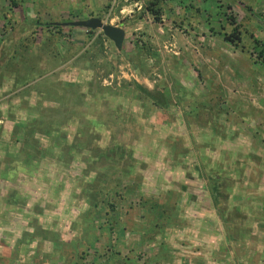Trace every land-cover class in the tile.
<instances>
[{
    "label": "rangeland",
    "instance_id": "obj_1",
    "mask_svg": "<svg viewBox=\"0 0 264 264\" xmlns=\"http://www.w3.org/2000/svg\"><path fill=\"white\" fill-rule=\"evenodd\" d=\"M15 1L19 2L17 7L11 5L12 0H0L1 79L10 71H18V77L7 82V89L27 85L25 89L11 91L7 97L11 116L18 121L25 117L27 108L33 106L36 111L41 108L42 113L37 112L33 120L43 124L34 122L35 128L43 131V126L52 123L57 129L35 137L39 141L35 144L36 153L29 141L25 145L22 140L16 147H6V155L0 149V173L14 172L11 179L0 177V264H120L119 258H126L125 264H153L164 258V252L153 258L150 245L139 249L129 246L135 254L129 252L127 256L126 250L120 248L123 236L119 234L126 220L135 222L126 223L127 227L137 229L130 232L134 240L138 232L148 229L143 220L144 211L134 198L119 201L115 206L112 219L115 224L108 243L105 220L98 219V214L91 218L86 214L89 201L84 184L93 173L85 172L81 159L84 155L75 156L70 148L73 140L79 139L88 147L94 144L92 140L104 145L111 137L133 146L135 167L131 176L122 177V184H129L130 178L138 175L140 186L136 194L163 202L169 201L168 191L173 190L172 199L181 200L173 213L178 223L191 209L210 219L208 225L201 223L202 219H186L189 223L182 232L196 235L216 231L222 238L234 234L238 222L240 229L245 227V234L234 236L242 241V237L248 238L250 241L245 242L250 250L259 243L253 241L255 236L264 238L261 233L264 230V61L258 58L259 51L264 52V0H172L163 4L158 21L145 10L150 0ZM86 14L99 16L105 24L121 26L124 30L121 49L116 51L98 30L84 43L85 29L65 26L60 33L68 37L55 41L58 45L47 53V38L55 37V27L51 26L83 20ZM234 26L240 27L237 38L233 39L241 49L225 39ZM32 36H37L39 41L30 42ZM97 37L99 41L92 44ZM46 53L55 56L56 66L66 62L70 54L73 58L58 67L53 77L39 80L37 71L49 69L39 64L41 59H46ZM24 60L30 63L29 69L21 68ZM73 81L79 82L77 91L86 92L90 100L82 114L99 118L107 125L100 133L97 128L90 133L83 130L85 121L78 124L77 118L69 119V109H56L59 104L55 100L47 99L53 102L50 107H41L48 104L40 102L34 105L38 98L32 91L39 93L41 89L49 97L59 91L49 83L63 86L65 91ZM131 82L148 90L157 85L169 98L176 90L178 100L170 98L174 103L167 111L173 120L155 125L159 109L146 101L142 105L135 101ZM100 88L102 91L98 92L96 89ZM68 91L72 98L74 91L71 88ZM126 91L130 92L128 96L123 94ZM24 93L30 96L25 97ZM187 109L185 115L182 110ZM115 111L122 116V126L115 127L112 115ZM2 125L11 126L12 122ZM130 136L133 138L128 143ZM209 175L214 176L213 186L222 195H216L222 200L215 198L219 209L224 207L221 217L205 192L207 183H211ZM11 199H16V206L9 204ZM189 203L194 208L177 212L183 208L181 205L190 206ZM62 210H72L74 216L64 217ZM71 218L76 221L73 228L78 224L72 232ZM90 220L94 221L92 226L88 225ZM54 224L65 231L57 238L49 230ZM172 227L170 223L160 232L166 233ZM193 242H196L193 247L186 248L187 253L192 252L189 256L193 254L191 259L185 257L184 250L178 262L250 264L246 248L233 247L231 252L217 244L212 249L205 246L206 242ZM61 245L63 249L58 250ZM83 245L84 258L80 262L76 256ZM203 248L205 251L201 252ZM66 249L75 257L66 259L68 255L63 254ZM108 251L117 255L111 254L108 260ZM197 252L202 257H195Z\"/></svg>",
    "mask_w": 264,
    "mask_h": 264
},
{
    "label": "trees",
    "instance_id": "obj_2",
    "mask_svg": "<svg viewBox=\"0 0 264 264\" xmlns=\"http://www.w3.org/2000/svg\"><path fill=\"white\" fill-rule=\"evenodd\" d=\"M172 0H150L149 2H147V5L145 6V10L155 19V21L159 20V16L161 15V10L163 8V4L166 2H169ZM22 3V1H20ZM204 2V0H203ZM11 5L13 7H17V4L19 2L12 0V2H10ZM180 4V2H178ZM45 27H49L47 24L45 25ZM51 27H55V29H53L54 31V39H49L47 38V48L49 47L48 51L51 48H54V46L58 45V43H56L55 41H60V39L64 36V37H68V34L64 35L61 34V27L62 26H56V25H52ZM69 27V26H68ZM70 28V27H69ZM239 26H234L228 37L225 38L226 40L229 41V43H231L232 45H236L237 47H239L240 49L242 47L238 46L237 41H235V39L237 38V34L239 31ZM86 30V29H85ZM94 30H86V35H85V42L87 43L90 41L92 35L94 34ZM32 34H36L35 31L31 32ZM37 37V36H36ZM35 36L30 37V42H35V41H39L36 40ZM233 37L235 39H233ZM38 38V37H37ZM99 41V37H97L96 39H94V41H92V44H96ZM40 44V42H39ZM63 47V46H62ZM100 49V47H99ZM98 49V50H99ZM45 54V56L51 58L53 57V55H48ZM262 53L264 52H260L258 53V58H260L261 60L264 61V54L262 55ZM64 59V58H63ZM66 59V58H65ZM64 59V60H65ZM55 58H51V65L50 68H52L54 66L53 62H54ZM28 66H30V63L28 62ZM107 75H109V71H107ZM131 86L132 87V91H133V98L135 101L140 102L141 105L143 104V102H148L152 107L158 108L159 112H158V119L156 122L158 124L162 123V122H167L172 121L173 120V116L170 114H167L168 111V106L171 105L174 102H171V99H174V101L178 100L177 96H171L170 98L168 97V95L166 94V92H164V90L162 88H159L157 85L154 86V88L152 90H148L138 84H136L135 82H131ZM98 92L99 90L102 91V88L100 89H96ZM174 90V89H173ZM130 92L126 91L124 92V96H128ZM84 96H85V92L81 93V92H77L74 91V93H72V98L71 95H64L61 98L64 99L63 101H68L71 103H78V105L81 107V110H77L76 112L70 111L68 112V118L74 120L75 118H77V122L78 124H80V122L83 120L85 121L84 125L81 126L82 129L88 133L93 131V128H97V130H99L98 132L100 133L101 131L104 130V128H106V124H104L103 121H99L98 119H94V118H89V116L87 117L86 115L82 114V106L86 105L84 102ZM94 96V95H93ZM90 102V100H89ZM143 110H147L146 107L143 106L142 108ZM81 115L84 117L85 119L81 117ZM114 121L115 123V127L117 125H121V118L122 116H120L116 111L112 112ZM80 119V120H79ZM37 120V119H36ZM36 120H31L32 122H35ZM31 121L27 122L24 126H19L21 128L19 129H15L16 131L12 134V137H17L16 133L17 131H21L22 133L24 132V134H26V137L22 140L24 141V144H28L27 141H29L31 148L35 150H38V146H36L35 144H39V141L37 139H33V134L38 131V133L44 132L46 133V131L49 133V131H53L55 130V126H52V123L49 124L48 126H46L47 128H45V126H43V131L39 128H35L36 125L38 124H34ZM114 123V122H113ZM111 126V125H110ZM133 135V134H132ZM22 137V136H21ZM23 138V137H22ZM132 136H130L128 138V143L132 140ZM31 140V142H30ZM94 144L90 145L89 147L85 144V142L83 140H73L72 145L70 146L71 149H73V153H75V156H81L84 155L83 157H81V159L83 160V163L85 164V169L87 172L92 171V176H89V180H87L85 185L86 191H85V195L88 198L87 200L89 201V205H88V209H86V214L91 218V216L93 217L94 215L98 214L99 218H102L103 220H105L104 225L106 224V229H107V243H108V239L110 233H111V229L112 226L115 224V221L112 220L113 216L116 213L115 210V206H117V203L119 201H129L131 200V198L135 199L134 202L137 203V206L142 209L144 211V216L147 220V222L150 224V232L156 233L159 232L161 229H163L165 226L166 222H171L172 220H174L173 218V213L176 212V205L177 203H179L181 200H179L177 197L175 199H172L171 195V191H168V195L169 197V201L167 202H163V201H158L155 198H148V196H142V195H137L135 190L140 186L139 184V180H140V176L135 175L133 178H130V183L129 184H122V177L127 175L131 176V171L134 169L135 167V163H136V159L134 158V148L133 146H130L129 144H126L124 141L122 140H115V137H111L109 138V141H107L106 144L104 145H100L97 144L96 141H91ZM33 143V146H32ZM177 145H179L180 143H176ZM36 153V151H34ZM94 154V155H93ZM89 155H93V157H89ZM91 165H95L94 167H91ZM205 164L201 165L204 167ZM206 166V165H205ZM23 172V169H20ZM13 170L6 171L5 173H0V177H2L3 179L7 180L8 178L11 179V176H13ZM212 173V172H211ZM102 175V176H101ZM105 175V176H104ZM107 175V176H106ZM122 175V176H121ZM9 176V177H8ZM85 176V175H82ZM121 176V177H119ZM129 177V176H128ZM98 178V179H97ZM209 178H211V183H207L206 186V193L209 196V198L211 199V203L214 204L216 206V210L219 211L220 213L218 214V217H221V212L224 210V207L220 206L221 209H219L218 207V201L215 200L216 195L219 194L221 195V192L216 188V186H213L214 183H216L213 179L214 176H210ZM101 181V183L99 182ZM214 182V183H213ZM180 189H184L185 190V186L184 185H180L179 184ZM224 193V192H223ZM16 196V195H15ZM222 196V195H221ZM216 199H221V197L216 198ZM9 204L12 205H17V201L16 199H11L8 200ZM213 201V202H212ZM104 204V206H103ZM181 205V204H180ZM181 209H179L177 212H184L185 210H188L189 206H187L186 204L181 205L180 207H182ZM197 211V209H195ZM72 211V210H71ZM71 211H65L62 210V214L64 215V217L70 215V216H74L73 213H71ZM206 217V216H203ZM67 219V218H66ZM71 227L70 231L72 232L73 229L78 225H76L73 228L74 223L76 222L75 220H73V218H71ZM221 219V218H220ZM222 220V219H221ZM84 221H81V224ZM62 224L66 223V222H61ZM70 223V222H69ZM94 221L90 223H88V225H93ZM84 228H86L85 225H83ZM83 226L81 227V231H83ZM78 228H80V225L78 226ZM126 230L130 231H136L137 229H133L132 227H130V229L128 227H125ZM49 230H52V232L54 234L53 237L55 236L56 238L59 237L60 235L64 234V228H62L60 225L58 224H54V226L49 227ZM77 230V228H76ZM74 233V232H73ZM82 233V232H80ZM139 235L141 236H145L146 232H138ZM85 234V232H84ZM83 235V234H81ZM80 238V236H79ZM78 239V238H77ZM63 240V239H62ZM87 242V241H86ZM71 244V242H70ZM89 246V244H88ZM84 245L83 247H79L78 248V252H79V256L77 259L81 260L84 258ZM107 248L110 249L109 245H107ZM63 246L61 245V248L58 250H62ZM63 254L68 255L65 256L66 259H71L73 257H75V255L73 253H70V251L68 249L63 251ZM111 254H114V256L117 255V252H113L110 253L108 251L107 253V258L108 260L110 259V257L112 256ZM109 255V257H108ZM117 258V257H115ZM131 258V257H129ZM126 259V258H124ZM124 259H120L119 258V262L120 264H125V262L123 261ZM133 262V261H132ZM131 262H128L127 264H130ZM132 264V263H131Z\"/></svg>",
    "mask_w": 264,
    "mask_h": 264
},
{
    "label": "crops",
    "instance_id": "obj_3",
    "mask_svg": "<svg viewBox=\"0 0 264 264\" xmlns=\"http://www.w3.org/2000/svg\"><path fill=\"white\" fill-rule=\"evenodd\" d=\"M89 17H97V18L101 19L99 16H94V15L89 16L87 14L84 18H89ZM78 20H80V19H78ZM40 45H41V41H40ZM51 58H55V56L53 55V57H51ZM51 58H49L47 56L46 59H41L39 64L41 63L42 66H45L49 69L46 71H43L42 69H40V71H37L36 79L48 80L50 76H52L57 71H59L58 67L60 68V66L64 65L67 61L70 60V58H73V57H72V54H70L69 57H66V62H63L59 66H56V62L54 60V62H53L54 66L52 68H50V65H51L50 59ZM4 65H5V63H4ZM21 65H22L21 68L27 67L26 69H29L28 62L26 60H24L23 63H21ZM54 67H56V68H54ZM17 72L18 71H15V72L10 71L9 73H7V75L4 76V79H1V76L3 77V75L0 74V147H1L0 149L4 153H5L6 147L7 148L12 147V146L16 147L18 142L23 140L26 137V134H24V132L22 133L21 131L20 132L17 131V133H16L17 137H15V138L12 137V134L16 131L15 129H19V128H21L19 126H24L27 122L31 121L36 116L35 114L41 110V108H40V109H38V111H36V110H33V106L29 107L26 109V110H28V112L23 119H22V117H20L19 118L20 120H18V121L13 120V116H11L12 112L10 110V104L8 102L7 97L10 95L11 91L14 92L18 89L22 90V89H25L27 86V85H17V86L15 85V87H11L9 90L7 89L8 85H9L7 82H9V81L13 82V79L15 77H18ZM78 83L79 82H76V81L70 82L69 84H67V89L65 91L63 90L64 87L62 85L61 86L63 88L57 87L53 83H49L50 85L59 89L58 92H56L53 95H49V97H48V95H45L44 93H42L41 89H39V93H35L32 91L31 93H33V96L38 98V100L35 102L34 105H37L40 102V103L48 104V105H43L41 107H44V106L50 107L53 105V102L51 101V103H49L47 101V99H51V100H55L58 102L59 106L56 109L63 107V108L69 109V112L72 110L73 111L74 110L77 111L79 109L81 110V107L78 105V103H71L68 101L66 102V101H63L64 99L61 100V98H60L64 95H66V96L71 95V93L68 91V88H71V91H77L76 88L79 85ZM3 88L6 90H4ZM1 89H3V90H1ZM176 93L177 92L175 90L174 96ZM24 96L29 97L30 95L27 93H24ZM31 96H32V94H31ZM183 96L185 97V95H183ZM1 98H3V99H1ZM4 102L8 105H5ZM84 102L86 105L82 106V109L84 107H88V105H89V100L87 98L86 92H85V96H84ZM182 111L184 112L185 115H187L188 109L182 110ZM40 112L42 113V111H40ZM8 121L12 122L11 126L2 125L3 122H8ZM35 122L38 123V125L43 124V122H41L39 120H36ZM32 123H34V122H32ZM46 126H48V125H45V128H46ZM6 127H7V129L4 130ZM39 134L40 133H38V131H36L33 134V139H36L35 137H37ZM5 155H6V153H5ZM189 205H190L189 208H194V205L192 207L191 203H189ZM191 210H193V211H191V213L189 215L183 216L181 223H178L179 221H176L175 217L173 215L174 220H172L171 222H166L164 225V226H167V225H170V223H171L173 226L172 229H167L166 233H161L160 231L156 232V233L150 232L149 231L150 230V224L147 222L145 217L144 218L142 217L143 220L145 221L144 224L146 223L145 225L148 226V229H146L145 231L142 230L143 232H146V235L144 237L140 235L138 238V233H137L136 240H134L133 237L130 236L131 231L129 232V230L125 229V227H127L126 223H128V222L129 223H135V222H133V219L132 220H126L125 221V227H124L123 231H121V233L119 234V236H121V235L123 236L122 239L120 240L121 241V244L119 245L120 248L126 250L125 255L127 256L129 252H132V254L133 253L135 254V251L130 250L132 246H134L136 249H139V248H143L146 245H150V250L152 251L151 256L153 258H155L156 254H158L160 252H164V258H161L159 260V262L157 259L158 263L154 262L153 264H182V261L178 262V259H180L178 256H180L182 254V251L183 252H184V250L188 251V249H186V248H190V246L193 247V244L196 243V242L194 243L193 241H203V242H206V244H205L206 247H208V245H210V247L212 249H213V246H215L214 244H217L216 246L219 245V246L227 247L231 252L234 249L233 247H236L239 249L242 247L244 249L246 248L247 250H249L248 256L250 257V260L248 261V263H250V264H264V245H262V243H260V242H264V238H261L262 236H260V235L255 236V239H253V241H257L259 243L254 244L252 249L250 250L251 247L249 246L248 243L245 242V240H248V238L245 239L246 237H242V239H244V241H242L241 238L234 236L236 233L242 234L243 230L245 229L244 226L242 227V229H240L239 226H241V224H239L238 222H236V224H235V229H237V230L234 231V234L227 235L229 237L223 235L225 238H223V236H222V238H219V235H221V234H217L216 231H213V234L198 233L196 235H193L191 232H186V231L182 232L183 227H185L187 225V223H189V222L185 221L186 219H189L190 221H194L195 219H202L201 223H206L205 225L209 224V220H210L209 218H205L203 216H200V214H198L197 211L194 209H191ZM197 215H199V216H197ZM128 228L130 229V227H128ZM212 230H214V229H212ZM218 233H219V231H218ZM261 233L264 234V230ZM223 234H224V232H223ZM243 234H245V233H243ZM217 235H218V237H217ZM193 236H195L196 238H194ZM248 241H250V240H248ZM129 246H130V249H128ZM259 246H261V248H259ZM204 249L205 248H203L201 252L205 251ZM146 250L149 251V249L147 247H146ZM187 251L185 253H187ZM214 251L216 254L219 253V249H217V247ZM201 252L200 253L197 252V256H195V257H202ZM190 253H192V252H188L187 256L185 255V257H188ZM146 256H147V252H146ZM191 256H193V254L189 256V259H191ZM238 256H240V255H238ZM152 257L150 258L151 262H152ZM150 259L148 258L147 261H149ZM154 260L156 261V259H154Z\"/></svg>",
    "mask_w": 264,
    "mask_h": 264
},
{
    "label": "water",
    "instance_id": "obj_4",
    "mask_svg": "<svg viewBox=\"0 0 264 264\" xmlns=\"http://www.w3.org/2000/svg\"><path fill=\"white\" fill-rule=\"evenodd\" d=\"M53 25L78 27L91 31L98 30L101 35L112 44L116 51L121 49L124 40V30L121 26L104 24L100 19L94 17L64 23H54Z\"/></svg>",
    "mask_w": 264,
    "mask_h": 264
},
{
    "label": "clouds",
    "instance_id": "obj_5",
    "mask_svg": "<svg viewBox=\"0 0 264 264\" xmlns=\"http://www.w3.org/2000/svg\"><path fill=\"white\" fill-rule=\"evenodd\" d=\"M90 18V17H89ZM94 18H97V17H94ZM85 19H87V18H85ZM99 19V18H98ZM100 21H101V19H100ZM102 22V21H101ZM105 24V23H104Z\"/></svg>",
    "mask_w": 264,
    "mask_h": 264
}]
</instances>
